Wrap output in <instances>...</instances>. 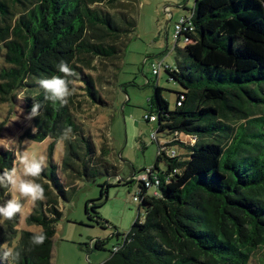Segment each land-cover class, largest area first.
I'll use <instances>...</instances> for the list:
<instances>
[{
    "label": "trees",
    "instance_id": "trees-1",
    "mask_svg": "<svg viewBox=\"0 0 264 264\" xmlns=\"http://www.w3.org/2000/svg\"><path fill=\"white\" fill-rule=\"evenodd\" d=\"M130 6L127 0H0V106L15 103L22 93L30 110L34 101L41 103V115L32 120L36 132L23 136L52 139L47 166L36 179L45 200L32 205L25 217L39 231L19 228L20 215L0 223V244L20 252L16 264H53L59 202L66 199L67 186L117 169L108 160V139L102 136L98 143L88 134L82 115L88 108L101 111L112 105L109 86L115 67L136 30V20L126 15ZM189 11L175 48L183 37L182 53L196 69L264 68V0H195ZM61 61L76 73L68 78L74 95L64 106L45 100L37 83L63 75ZM165 69L184 89L176 91V107L170 109L156 85L151 111L144 116L157 123L152 138L158 142L157 159L144 170L148 180L137 177L144 172L135 178V200L144 218L136 219L127 233H116L121 237L118 249L100 264H250L264 249V86L259 82V89L246 90L247 99L214 79L201 87L190 66ZM5 121L0 118V137ZM69 127L73 138L62 140ZM161 132L172 134L168 142H159ZM58 142L63 151L56 163ZM175 145L185 152H177ZM15 158L11 148L0 147V171L14 167ZM5 191L0 188V201L7 198ZM100 205L86 203L90 219L99 218ZM41 230L45 242L31 245L32 234ZM91 243L94 248L104 245Z\"/></svg>",
    "mask_w": 264,
    "mask_h": 264
},
{
    "label": "rangeland",
    "instance_id": "rangeland-1",
    "mask_svg": "<svg viewBox=\"0 0 264 264\" xmlns=\"http://www.w3.org/2000/svg\"><path fill=\"white\" fill-rule=\"evenodd\" d=\"M127 2L131 6L126 9V15L136 20V30L123 51L120 64L115 67V78L109 86L112 105L101 111L88 108L82 115L88 134H92L98 143L104 137L108 139L111 148L108 160L117 169L111 171L110 175H100L93 180L78 179L74 186H67L66 199L60 198L59 202L62 215L53 237V264H100L109 257L113 247L121 242V237L116 233L123 235L136 219L140 217L143 220L144 210H139V202L135 200L139 188L135 178L137 173L153 166L158 155V142L152 138L157 123L146 121L144 116L151 111L150 98L156 85L162 88V96L168 101L170 109L176 107V91L184 89L178 81L169 77L166 65L178 64L182 68L190 66L192 78L201 87L214 79L224 89L234 90V94L239 92L247 99L250 97L246 90L264 86V68L249 72L223 67L198 70L190 57L182 53L181 48L185 46L183 37L175 48V24L181 16L190 14L195 0ZM120 20L127 26L125 18L121 17ZM161 61L163 66L159 76H156L153 69ZM26 102V94L22 93L15 103L0 106V118L6 120L0 147L11 148L16 158L20 153L28 152L44 156L47 161L52 139L46 138L40 142L23 136L26 131L36 132L33 119L26 118L30 112ZM158 137L160 143H166L172 134L169 136L167 132H161ZM173 147L179 153L185 152L177 145ZM62 151L63 144L58 142L54 149L56 163L60 162ZM16 158L14 166L19 167ZM160 165L164 166V163ZM131 178L134 181L128 182ZM21 200L24 209L20 215L19 228L39 231V226L27 225L25 222L32 203ZM91 200L101 203L97 208L99 218L93 220L85 211L86 203ZM91 214L94 215L93 212ZM95 240L103 241V247L94 248L91 242ZM250 264H264V249L255 253Z\"/></svg>",
    "mask_w": 264,
    "mask_h": 264
},
{
    "label": "clouds",
    "instance_id": "clouds-1",
    "mask_svg": "<svg viewBox=\"0 0 264 264\" xmlns=\"http://www.w3.org/2000/svg\"><path fill=\"white\" fill-rule=\"evenodd\" d=\"M58 71L63 75L41 78L37 83L43 90L45 100L64 106L68 104L69 98L74 95V90L69 87L68 78L74 77L76 73L63 61L58 65ZM42 107L41 103L34 101L26 118L33 119L40 116ZM72 138L71 127L64 129L61 139L69 140ZM16 163L19 167L14 166L11 169L0 171V188L6 190L3 195L8 197L0 203V223L5 220H14L18 215L23 214L21 199L30 201L32 205L45 200L44 188L36 182V179L41 176L47 166L46 158L22 152L17 156ZM46 238V234L42 230L34 232L30 243L33 246H40ZM19 258L20 252L14 246L9 247L7 243L0 244V260L7 261L8 264H16Z\"/></svg>",
    "mask_w": 264,
    "mask_h": 264
},
{
    "label": "built area",
    "instance_id": "built-area-1",
    "mask_svg": "<svg viewBox=\"0 0 264 264\" xmlns=\"http://www.w3.org/2000/svg\"><path fill=\"white\" fill-rule=\"evenodd\" d=\"M187 18L188 17H186V15H184V16H181L180 17V19H179V21L178 22H176V24H175V38L180 34V32L182 31V30H184V28H185V23L187 22ZM163 66V61H161L160 63H159V65H158V67L157 68H154L153 69V74H155L156 76H159V74H160V72H161V67ZM168 65H166L165 66V68L167 67ZM151 120H155L156 119V117L155 116H150L149 117ZM155 137V134L153 133L152 134V137ZM170 154L171 155H175L176 154V152H175V150L173 149V150H171L170 151ZM139 179H142V180H148V174H147V172H145V173H142V174H139L138 176H137ZM148 184V183H147ZM136 199V198H135ZM116 249H118V246H114L113 247V250H116Z\"/></svg>",
    "mask_w": 264,
    "mask_h": 264
}]
</instances>
